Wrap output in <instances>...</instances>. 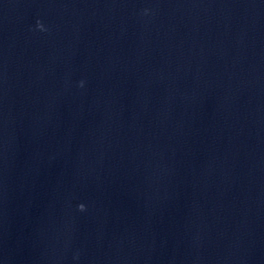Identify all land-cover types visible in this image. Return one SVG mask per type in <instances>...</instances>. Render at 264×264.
<instances>
[{"label": "clouds", "instance_id": "obj_1", "mask_svg": "<svg viewBox=\"0 0 264 264\" xmlns=\"http://www.w3.org/2000/svg\"><path fill=\"white\" fill-rule=\"evenodd\" d=\"M37 27L40 28V30H44L43 25L38 22ZM83 82H81L82 84ZM79 210L83 211L85 209V206L83 204L79 205Z\"/></svg>", "mask_w": 264, "mask_h": 264}]
</instances>
